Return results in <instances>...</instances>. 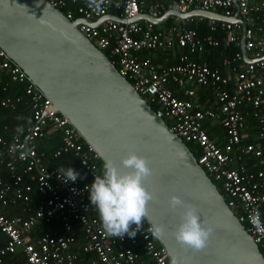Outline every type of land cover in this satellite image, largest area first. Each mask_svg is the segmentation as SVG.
I'll use <instances>...</instances> for the list:
<instances>
[{"label":"built area","instance_id":"obj_1","mask_svg":"<svg viewBox=\"0 0 264 264\" xmlns=\"http://www.w3.org/2000/svg\"><path fill=\"white\" fill-rule=\"evenodd\" d=\"M47 1L71 22L96 21L109 14L129 21L80 23L78 28L98 50L108 53L119 75L155 107L156 117L194 146L197 164L220 184L226 205L264 252V148L254 144L264 141V0H102L98 10L89 7L87 0ZM164 9L200 10L225 18L237 14V20L170 16L172 22L164 26L168 19L163 28L147 20L133 21L141 14L160 17ZM204 20L208 34L200 36L189 28ZM239 21L246 25L244 48L249 60L240 51L212 68L191 58L219 47L216 33L224 36L225 46H240ZM174 49L180 50L178 62L162 67L144 55ZM3 79L21 85L24 95L0 98V109L13 111L26 98L32 123L14 133L0 125V233L6 239L0 247V264L19 254L24 257L21 264H171L166 248L152 237L146 218L134 237H112L103 231L88 198V186L102 174L100 155L0 48V87L5 91ZM197 87L208 93L204 103ZM252 120L258 125H252ZM206 121L225 129L224 143L209 137ZM53 135L59 136L60 146L52 158L71 155L76 163L71 168L83 179L64 182L57 172L61 167H47V154L39 148ZM246 159L258 160L261 166L255 161L249 169ZM257 213L261 227L256 226ZM54 222L60 224L62 234H52ZM43 225L48 229L41 232ZM135 228L132 225L130 230Z\"/></svg>","mask_w":264,"mask_h":264},{"label":"water","instance_id":"obj_2","mask_svg":"<svg viewBox=\"0 0 264 264\" xmlns=\"http://www.w3.org/2000/svg\"><path fill=\"white\" fill-rule=\"evenodd\" d=\"M170 16H192L233 22L218 13L172 10L160 17L141 14L162 26ZM116 15L96 21H69L47 0H0V48L66 117L102 161L120 160L135 153L148 161L151 175L143 186L153 195L146 220L163 225L169 235L159 240L177 264H264V255L226 205L223 195L197 164L187 145L119 75L110 60L79 31L78 25L98 26ZM242 26L240 51L246 25ZM121 171H127L121 168ZM178 196L195 205L201 222L212 229L207 246L194 251L179 244L170 233L181 223L183 209L172 211L168 199Z\"/></svg>","mask_w":264,"mask_h":264},{"label":"clouds","instance_id":"obj_3","mask_svg":"<svg viewBox=\"0 0 264 264\" xmlns=\"http://www.w3.org/2000/svg\"><path fill=\"white\" fill-rule=\"evenodd\" d=\"M88 6L100 9L102 0H87ZM19 131V129H18ZM121 168L127 171H121ZM65 178L64 182L75 183L83 179L80 173L71 167L57 169ZM151 175L148 161L135 153H129L120 160L119 166L108 159L102 163V174L94 176L90 184L88 198L99 214L103 231L112 237H123L127 234L134 237L142 228L147 215V205L153 200V195L143 186L144 181ZM168 207L172 211L183 209L180 214L181 223L170 235L182 246L194 251H200L207 246L212 229L205 226L198 215L195 205L183 201L178 196L168 199ZM256 226L261 227L259 213L255 217ZM135 225V230H130ZM151 235L156 239L163 238L169 233L163 225H153ZM171 264H177L175 258Z\"/></svg>","mask_w":264,"mask_h":264},{"label":"trees","instance_id":"obj_4","mask_svg":"<svg viewBox=\"0 0 264 264\" xmlns=\"http://www.w3.org/2000/svg\"><path fill=\"white\" fill-rule=\"evenodd\" d=\"M167 9H164L161 11V15L166 12ZM172 22L171 19L167 21V23L164 26L170 25ZM162 26L161 28H163ZM155 28H158L155 26ZM191 29H195L197 33L202 36L208 34V26H207V21L204 20L200 23L194 22V24H191L189 26ZM223 35L221 33H216L215 38L219 40L220 45L217 48L214 49H209L204 52V55H202V61L206 62L210 67L215 68L219 67L221 65V61L223 57L230 56L233 53L240 52V46L235 45V44H229L228 46H225V42L223 39ZM145 56H147V53H144ZM105 56H108V53L105 52ZM192 59H197L198 57L196 55H192ZM198 61V59H197ZM168 64H176V61L169 60ZM2 86L6 87V90L3 91L2 88L0 87V98H6V97H16L20 96L23 97L24 91L23 87L21 85H18L17 83H11L7 79H3ZM197 93L199 94L201 101L204 103L206 98L208 97V93L204 88L197 87L196 88ZM180 98L182 96L177 95ZM28 103L26 102V98H23V102L17 106L15 110H2L0 109V125H6L7 129L10 133H14L17 131L18 128L20 127H25L32 123V113L27 105ZM152 109H155L153 105H150ZM252 125L257 126L258 123L254 120L251 121ZM250 124V125H251ZM249 125V126H250ZM204 127L206 128L208 135L210 138H213L217 140L219 145L225 142V135L226 131L222 126H220L217 123H212L209 121L204 122ZM251 143H254V141H250ZM259 143H254V144H259L260 147L264 148V141ZM187 147L190 149L191 153L193 154L194 157L197 156L194 150V146L191 143H185ZM60 146V141H59V136L58 135H53L49 140H45L42 144H40L41 150L45 151L47 154V161L45 162L48 168H54V167H71L75 163L71 155H65L63 157H60L58 159H53L52 158V153ZM247 166H249V169H251V164H253V160L251 159H246ZM212 180V179H211ZM214 185L216 186L217 190L223 195L224 193L221 189V186L219 183L215 182L212 180ZM17 211L16 213L19 214V210H14ZM99 216V214H98ZM48 229L47 226L43 225L41 226L40 230L41 232L46 231ZM51 232L52 234H62L63 231L61 230L60 224L58 222H54L51 227ZM35 234L38 235L39 232L35 230ZM40 232V233H41ZM80 241V239L78 240ZM6 243V239L4 236L0 233V247L3 246ZM76 249V248H75ZM262 254L264 252L260 250ZM84 258V256H82ZM24 260V257L22 255H14V256H9L6 258V263L7 264H21V262ZM150 264V263H146Z\"/></svg>","mask_w":264,"mask_h":264},{"label":"crops","instance_id":"obj_5","mask_svg":"<svg viewBox=\"0 0 264 264\" xmlns=\"http://www.w3.org/2000/svg\"><path fill=\"white\" fill-rule=\"evenodd\" d=\"M148 7H146V11H147ZM180 53V50L179 49H174L172 50L171 52H168V53H163V52H156V53H147V56L150 57L152 59V61L155 63L156 66L158 67H162V66H166V65H169L168 64V61L169 60H173V61H176V63L178 62V54ZM204 55V54H203ZM199 62H203V63H206L204 61H202V56L200 58H197ZM195 59V60H197ZM173 91H176L175 88L173 87ZM253 160V162L255 163H258L259 166H261L260 164V161L258 160H254V159H251ZM17 211H14V210H11V213L16 215Z\"/></svg>","mask_w":264,"mask_h":264},{"label":"rangeland","instance_id":"obj_6","mask_svg":"<svg viewBox=\"0 0 264 264\" xmlns=\"http://www.w3.org/2000/svg\"><path fill=\"white\" fill-rule=\"evenodd\" d=\"M162 26H158V28H161ZM168 124V123H167ZM264 255V254H263Z\"/></svg>","mask_w":264,"mask_h":264}]
</instances>
